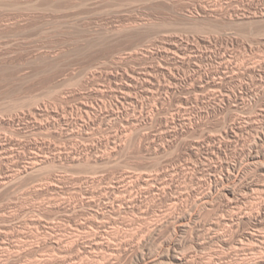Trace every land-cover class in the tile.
Listing matches in <instances>:
<instances>
[{
	"label": "rangeland",
	"instance_id": "obj_1",
	"mask_svg": "<svg viewBox=\"0 0 264 264\" xmlns=\"http://www.w3.org/2000/svg\"><path fill=\"white\" fill-rule=\"evenodd\" d=\"M259 13L260 14L262 13L261 15L264 14V0H0V118H1L0 119V138H1L0 142L6 143L7 139H8V141L11 140V141H14V143H15V146L13 147L15 149L12 148L13 150H11V154L7 155L8 157L6 159H4L3 164L0 163V165L2 166V167L0 166V170H1L0 171V178L3 179L4 177L9 175L8 177H10V178L12 177L15 179V180H13V183L17 181L16 183H14V186H12V184H13L12 183L6 190H3L2 193L0 192V201H1L0 202V217H1L0 218V229L2 230V231H0V237H2L0 240V249L3 250V251L0 250V252H1L0 253V262L4 263V264H6V263L7 264H37V263L38 264H42V263L48 264L45 262H48V261L52 262L53 260H55L56 257L59 256V251H56V249L47 247L45 245L44 242L47 240L46 239L47 234H48L49 238L51 237L49 235L50 233L51 234L53 233V235H60L61 236L64 233L63 229L66 228V225L71 227L72 225L74 226L75 223H79V221H80V223L81 222L87 223L89 221V219L91 221L93 216H91V214L89 215L88 212L91 211V209H89V208L85 209L86 214H84L85 210L82 211L83 213L79 212L81 215H84V216H81L80 214L72 215L71 213H68L69 215L70 214L72 215V219L70 218L71 215L70 216L67 215V217H65L66 213L64 214V212H62L63 213L62 214L61 212L55 210L54 208H51L52 207L51 205L53 204V202L55 203V201L59 198L58 197L59 195H58V193H55L56 191L50 189L49 187H51L53 189L57 188L58 190L61 189L60 190V191H62L61 196L64 195L61 198H67L66 200H68L71 204L73 203L72 205H74V203L76 204V202H78V201L80 202V200H82L83 197H84L83 198L84 201L85 200L88 201V199H91V196L88 194V192L91 191L90 190L91 189V182L94 179H101V177H103L102 178V179H104L103 186L108 185L109 183H110L109 185L111 186V184L114 183L113 182L114 180H115V182H117L116 178H119L120 176H123V175H128V176L130 175L131 177L135 178L136 176L137 177H141V176L142 177H154V176L158 177V176H162L164 174L162 179L171 180V178H173V179L175 178L176 182L178 181V183L176 185L178 187L177 191H176V189H174V192L176 191L177 194L175 192V193H173V195L179 197L180 193L183 194L185 192L184 196L186 198L184 200L189 201L190 198L187 197L188 191L192 188H198L199 182L201 180H203V178L207 179V177L204 176L205 171H206V169H204L205 167H203L200 164L199 160L196 161L197 159L193 157L192 152H191L192 151V145L196 141H202V139L204 140L208 135H214L215 134V136H216L217 134L220 133L219 130H221V128H222L221 126H223L224 123L225 124L226 123L232 124L233 121H235V120L242 121V123L245 124L246 126H248V125L250 126L253 124L260 126V124L261 125L263 124V127H264V121L261 120L262 114L264 115V110H263L264 109L263 108L264 107V79H263L264 78V62H263L264 61V23L262 21L261 22L256 21L255 24H252L255 20L253 21V18L251 17V16L255 17V15L261 16ZM196 19L200 20V21H198L197 24L202 25V27L204 25V28H202L200 26H199L200 27L199 28L198 25L193 23L194 20H196ZM203 21H204V23H203ZM241 21H244V22H241ZM246 21L249 24L246 23ZM199 22H201L202 24ZM250 22H252V23H250ZM136 23H138V24H136ZM210 23H212V24H210ZM135 24L139 25V26H135ZM145 25L147 27H145ZM206 25L208 26V29H207ZM130 26H132V27H130ZM150 26H151V28H150ZM154 26H155V29H154ZM135 27H137V29ZM118 28L121 32L123 30V33H121L120 31L118 33V31H117ZM131 28L134 31H132ZM147 28L149 31L147 30ZM214 28L216 31L214 30ZM216 28H218L219 30H217ZM125 29H127L129 31H127ZM152 29L154 30V32H152L153 31ZM157 29H159L160 31L159 30L157 31ZM108 31H111V33H109ZM96 33H97V35H95ZM114 33H116V35ZM150 33H151V36H150ZM154 34H156V35H154ZM103 35L105 37H102ZM152 35H153V37H152ZM106 36L108 39L106 38ZM180 36H181V39H180ZM85 38L87 39V41H85L86 40ZM83 39H85V40H83ZM179 39H180V41H179ZM161 40L164 42H162ZM168 40H169V42H168ZM211 40H212V42H211ZM87 43L89 45H86ZM197 43H199V44L197 45ZM177 44H178V47L176 46ZM193 46H194V48H193ZM182 48H183V50H182ZM84 49H86V50H84ZM159 49L162 51H160ZM163 50H165V51H163ZM70 51H71V53H70ZM72 52L73 53L75 52V53L73 54ZM170 52L171 53L174 52V53L171 54ZM220 53H222V54H220ZM61 54H63V55H61ZM71 54H73V56ZM81 54H83V55H81ZM119 55H120V57H119ZM188 55H189V57L190 56L191 57L189 58ZM62 56H65V57H62ZM59 57H61L63 59H61ZM70 57H72V58H70ZM35 58H36V60H35ZM43 58H44V60H43ZM73 58H75V59H73ZM60 59L62 60L61 62H60ZM123 59H125V60H123ZM191 61H192V63H191ZM73 62H74V64H73ZM114 63H116V64H114ZM153 64L157 67H155ZM52 65H54V66H52ZM176 65H177V67H176ZM249 66H251L252 68L251 67L248 68ZM63 67L64 68L66 67L67 69L66 68L64 69ZM69 67H71V68H69ZM164 67H165V69H164ZM174 67H175V69H174ZM83 71H84V73H83ZM126 71L128 72L127 74H126ZM176 71H178V72H176ZM199 71L202 73H200ZM86 72L88 74H86ZM120 72L123 74H119ZM187 72H189V73H187ZM224 72H226V73H224ZM78 73H79V76H78ZM82 73L85 75H83ZM132 73L133 74L135 73L134 75H136V76L138 75L137 77H138L139 82H140V84H138L139 86H137V88H134V90H132L133 92L132 91H126L124 89L126 87V84L129 83V81L127 80L128 74L130 76V74H132ZM154 73H155V75H154ZM72 74L74 77L72 76ZM202 74H204V75H202ZM123 75L124 76L127 75L126 78L125 77L122 78ZM252 75H253V77H252ZM85 76H86V78H85ZM227 76H229V77H227ZM260 76H262V77H260ZM144 77H145V79H144ZM173 77H175V78L177 77L176 78L177 81H176V79L174 80ZM228 78H230V79H228ZM79 79H80V81H79ZM66 80H71V81L67 82ZM145 80H148L149 83H148V81L146 82ZM221 80H223V82ZM63 81H64V83L62 84ZM127 81H128V83H127ZM72 82H74V84H73L74 86L71 85ZM168 82H169V84H168ZM174 82H175V84H174ZM75 83H77V84H75ZM123 84H124V88H123ZM68 85H69V87H68ZM169 85H171V86L173 85V86L171 87ZM202 85L203 86L206 85V86L202 87ZM177 86H179V87H177ZM62 87L64 88V91H62L63 90ZM67 87H68V89H65ZM72 87H74V88H72ZM148 89H149V91H148ZM210 89H212L213 92ZM122 90H123V93H122ZM124 90H125V92H124ZM156 90L158 92H156ZM65 91H67V92H65ZM129 92L130 93L132 92V93L130 94ZM200 93H201V95H199ZM202 93H204L205 95ZM223 93H225V95ZM194 94H197V95H194ZM206 94H209V95H206ZM240 94L242 96H240ZM215 95L217 97L216 99H215ZM222 96H230V97L232 96L231 99H232L233 103L236 100V96L240 97L237 99H238V101H240L239 103H241V107H243V109H241L239 107H236L237 109H235V106H234L235 103L231 106L226 101H223V103H222V101L218 100L219 99L218 97H220V99L222 100ZM245 96H247V97H245ZM124 97H125V99H124ZM128 97L132 100H130ZM209 97H210V99H209ZM136 98H138L139 100ZM195 98H196V100H195ZM245 98H246V100H245ZM147 99H149V100H147ZM214 99H215V101H214ZM243 100H245V102ZM82 101L85 102L84 104H87L89 106H90V104L92 106L97 105L95 107L93 106L97 111H100L103 108V106L105 105L107 108L105 109V106H104V108H103L104 111H108L109 113L114 112V113H116L117 117L112 116V117H115L113 119L110 116L111 118L108 117L109 120L106 119L103 122H99V123L96 122L94 125L91 126V119H89L91 117V112L89 115L88 114L83 115L80 113V111L78 112V110L83 105ZM90 101H92V102H90ZM121 102L125 105H121ZM192 102H193V104H192ZM218 102L222 103L221 106L223 105L222 106L223 108H221L220 111H219V109H216V107H215L217 104H219ZM35 103H37V104H35ZM66 103H69V104H66ZM227 104H228V106H226ZM176 105H177V107H176ZM213 105H215V106H213ZM248 105H250V106H248ZM259 105H261V106H259ZM185 106H187L189 109ZM78 107H79V109H78ZM213 107L215 110L213 109ZM73 108H75V109L73 110ZM143 108H145V109H143ZM34 109H35V111H34ZM117 109L119 110V112ZM138 109H139V111H138ZM203 109H205V111ZM238 109L240 110V112ZM255 109H256V111H255ZM52 110H54V111H52ZM58 110H59V112H57ZM37 111H38V115H37ZM76 111H77V113H76ZM250 111L251 112L253 111L252 117H251L252 113ZM33 112H35V113H33ZM39 112L42 113V115H40ZM71 112H72V114H71ZM74 112L77 114V116ZM140 112L143 114L141 115ZM155 112L157 115L155 114ZM178 112L180 115H182L183 118L187 117V116L188 117L192 116L194 121L195 120L196 121L194 122V124L192 126L190 125V127H187L185 129L187 131H185V135L183 136L184 138L183 137H181L179 139L169 138L166 135V133L167 134L170 133V131H173L174 128L167 125L168 124L167 122H170L172 120V118L174 117V115L176 116L178 114ZM73 113L75 116L73 115ZM182 113H184V115ZM247 113H248V115H247ZM44 114H47V115H44ZM138 114H139V116H138ZM256 114H257V118H256ZM34 115H36L37 117ZM69 115H71V117L73 116V118L74 117L75 118L80 117L83 115L82 118H83V121L85 123H87L86 120L88 119L87 121H88V123L90 122V124L87 123L88 124V126L86 128L87 130L85 129L84 132L82 131L83 134L81 133V135L76 134L73 136V134H74L72 131L73 128L74 129L76 128L74 131L75 133H80L79 132L80 130L78 131V129L75 125L70 124L73 121V119H70ZM158 115H160V117H158ZM243 115H245V116L243 117ZM31 116H32V118H31ZM61 116H64V117L61 118ZM53 117H56V118H53ZM84 117H85V119H84ZM232 117H234V118H232ZM249 117H250V119H249ZM12 118H13V120H12ZM35 118H37L38 120ZM60 118L62 120H63V118H65L64 119L65 121L64 120L60 121ZM42 119H43V122H42ZM69 119H70V121H69ZM36 121H38V122H36ZM253 121H254V123H253ZM13 122H14V124L12 127ZM53 122H55L56 124ZM57 122H58V124H57ZM63 122H66L67 124L66 123L63 124ZM156 122L158 123L157 125L155 124ZM33 123H34V125L32 126ZM52 123L54 125H52ZM48 124H50V125H48ZM218 124H219V126H217ZM38 125H40V126H38ZM68 125H69V127H68ZM14 126H16V127H14ZM41 126L43 128H41ZM62 126H63V129L66 127L67 130L64 129V131H63ZM163 126H165V127H163ZM106 127H108L109 130ZM131 127H133V128H131ZM192 127H193V129H192ZM78 128L81 129L80 127H78ZM139 128H141V129H139ZM41 129H43V130H41ZM56 129L57 130L59 129V131L62 134L59 133V131H57ZM134 129L137 131L134 132L135 131ZM149 129H151V130H149ZM217 129H219V130H217ZM112 130L114 132H112ZM25 131H27V132H25ZM42 131H43V133H41ZM44 131H46V132H44ZM48 131H49V134H48ZM105 131H107V132H105ZM160 131H161V133H160ZM103 132H105V133H103ZM54 133H56V134H54ZM70 133H71V136H70ZM108 133H110V135ZM114 133H115V135H114ZM252 133H251V130L247 131V133H245L241 137V140H240V142H238V144L237 143H233V144L231 143V144H229V146H227V148H224L225 154H227V155L231 154L228 157L226 155V158L227 159L229 158L228 161L234 163L235 161L240 160V159L242 160L244 158L243 156L246 152L245 141L249 142V140H251L250 142H254L255 139H253V138H255L257 136V134L255 132H252ZM68 134L70 137L68 136ZM85 134H86V136H85ZM250 134H252V135H250ZM82 135H84V136H82ZM126 135H127V137H126ZM76 136H79L80 138H78ZM99 136L101 137L100 139H99ZM162 136H163V138H162ZM73 137H76L77 139H75ZM108 137H109V139H108ZM139 137L141 138V140L139 139ZM166 137L170 141H168V139ZM243 137H245V138H243ZM249 137H251V138H249ZM59 138H61L62 140ZM71 138H73L74 140ZM145 138H147V140H149V141H147ZM154 138L157 140H155ZM190 138H192L193 140ZM90 139H92L91 141H93V142H91ZM95 139H96V141H95ZM138 139H139V141H138ZM86 140H88V141H86ZM83 142H84V144H83ZM129 142L131 143V145ZM146 142H148V144ZM18 143H19V145L17 146ZM127 143H128V145H127ZM161 144H163V145H161ZM20 145H22V146H20ZM23 145H25L26 147ZM86 145H88V146H86ZM132 145L136 146V148ZM152 145H153V147H152ZM154 145H156V146H154ZM159 145H160V147H158ZM92 146H95V147H93L94 149L92 148ZM98 146L101 148H99ZM163 146L166 147V150H168V152H166V154H163L164 156H162V155L160 157L156 156V154H155L156 150L159 148H163ZM186 146L188 149L186 148ZM88 147H89V149H88ZM147 147H150V148H147ZM23 148H24V150H23ZM74 148H76V149H74ZM117 148H118V150H117ZM70 149L72 151L79 149L77 151L78 155L80 154L83 158H87L88 156L89 157L91 156L90 158L88 157V159L93 158L94 160H95V158L100 157L102 155H110L111 156L113 154L110 162H112L114 164V167H116V165H117V167L113 168L112 163L109 162L108 164H105V165H107L106 167H105V165L100 166L101 168L96 167V168L102 169L103 171L100 169L97 170L96 168H94V166L91 165L93 163H91L90 160L88 163L89 165L88 164L83 165L84 168L81 167V165H76L77 166L76 167L73 165L74 163L67 162V161L63 162V164H62V162H60L59 160L58 161L56 160V162L53 163V159L55 157L58 158L63 153H64V155H66V153H70V152H68V151H70ZM86 149H88V150H86ZM121 149H123V150H121ZM80 150L81 151L83 150V151L81 152ZM102 150L103 151L106 150V151L103 152ZM32 151L37 152V153H33ZM61 151H63V152H61ZM89 151H92V152L89 153ZM107 151H109V152H107ZM111 151H113L114 153ZM169 151H170V153H169ZM86 152H88L89 154ZM226 152H228V153H226ZM152 153H154V158L155 157H159V158H155L156 160L153 159ZM205 153H206L205 151L203 153H201V155H203V156H201V160H204ZM85 154H88V155H85ZM14 155L17 157H15ZM33 155L34 156L37 155V156H40L41 158L49 159V161H50L49 166L51 163H53V164H51L52 167H49L47 165L46 166L48 168L47 170L43 169V171L41 170L42 172L37 173L40 177L36 174H33V176H31V174L27 175L25 173L26 176H24V174L22 175L24 177L21 176L23 180L22 179L18 180L20 178V177H17L19 175L18 171L19 172H21L23 170L25 171L26 170L25 167L28 169V167L31 166V161H32ZM52 155H53V157H52ZM116 155L118 156V158ZM166 155H168V158ZM169 156L171 158H169ZM133 157L135 159H132ZM143 157L144 158L149 157L150 159L147 160V159H144ZM232 157L233 158L235 157V158L233 159ZM8 158H9V161H7ZM13 159H15L16 161ZM124 159L126 161H123ZM181 159H182V161H181ZM216 160L213 161L214 162L213 164L219 165V164H221V161H223L222 159L221 160L216 159ZM14 161H15V163H14ZM153 161L155 162L156 167H155ZM159 161H161V162H159ZM19 162L24 168H22V166L19 164ZM21 162H23V163H21ZM124 162L127 165L123 164ZM182 162L184 163V165L181 164ZM55 163H56V165H54ZM151 163H153V164H151ZM109 164L111 165V167L113 169H111ZM178 164H179V166H177ZM15 165H16V167H15ZM153 165H154V167H153ZM162 165H164V166H162ZM173 165L175 168H173ZM196 165H199L200 167L196 166ZM18 166L21 170H19ZM143 166H144L145 171L143 170ZM91 167H93V168H91ZM103 167H104V169H103ZM121 167H122V169H121ZM128 167H130V168H128ZM202 167H203V169H202ZM14 168L17 170H15ZM60 168L63 170H61ZM178 168H180V169L183 168L182 169L183 171L180 173L181 175L180 174L177 175V173L176 174L174 173V171ZM8 169H10L11 171ZM49 169H50V172H48ZM64 169H66V171ZM119 169H121V170H119ZM163 169L165 171H167V173L165 171H163ZM44 170H45V172H44ZM57 170H59V172ZM168 170L170 172V175H169ZM147 171H149V172H147ZM152 171H153V173H152ZM161 171H162V173H161ZM16 172L18 175L16 174ZM92 172H94L96 175H98V177ZM143 172H146V173H143ZM42 173H44L43 175L47 176L48 178L45 176H42ZM250 173H249V177H251V178L253 177V180L254 181L256 180L255 182L259 183V185H264V176H261L260 174H258V171H252ZM2 175L4 177H2ZM91 175H92V177H91ZM148 175H151V176H148ZM174 175H175V177H174ZM184 175L188 176L189 178H193L194 181H192V182L188 181L187 183L182 182L181 179L183 180V177H185ZM28 176H29V178H27ZM105 176H107V177L105 178ZM166 176H168V177H166ZM199 176H201V177H199ZM107 178H108V180H107ZM63 180L66 182H64ZM195 180H196V182H195ZM43 182L44 183L48 182V183L44 184ZM76 182L78 184L73 185V184H76ZM50 183H53L55 185L51 184L53 186H50ZM68 183H70V184H68ZM15 185H17V186H15ZM68 186H70V187H68ZM85 186L87 188H85ZM95 186H98V185H95ZM99 186L101 187V185H99ZM100 187H97V188H100ZM81 188H82V191H81ZM94 188H96V187H94ZM77 190H78V192H77ZM84 190L88 191V192H86V194L90 197L86 196ZM182 191H184V192H182ZM259 191L258 190L250 191V192H248L247 195H243V193L245 194V192H242V194L240 193V196H239L240 199H243V196H244V198H246L245 196H247L246 200H244L245 203H242V205H241V206H243V207H241L242 210L245 209L247 211L249 208L251 209L252 204L255 203L254 206H252V208H253V207H255V205L258 202H261L262 200H264V193L261 191L259 192ZM3 192H4V194H3ZM12 192L15 193L16 195L13 194ZM63 192L65 194H63ZM71 192L72 193L74 192V193L72 194ZM138 192L141 193L142 191L139 190ZM5 194H6V196H5ZM40 194H42V195L40 196ZM75 194H76V196H74ZM249 194H250V196H249ZM255 195H256V197H254ZM1 196H3V197H1ZM16 196H17V198H16ZM20 196H22V197L20 198ZM72 196H74V197L72 198ZM257 196H259V197H257ZM47 198L49 199V201ZM78 198H80V199H78ZM151 198H153V197L148 196L144 200L145 202L143 203L144 205H142L143 206L142 208L145 209L144 210L145 212L147 210L150 212H153L151 214L152 217L150 215L149 217L143 218V216L140 215L141 213L139 212L140 213L139 214L137 211H136L137 212L136 214H134V212L133 213L127 212L126 214L122 213L125 215L120 214L121 217H120V215L119 216L116 215L117 216L115 218L117 220L116 224L118 222L119 223L117 225H115V228L118 231L115 230L114 225H110V227L113 226V228L109 227V230L111 229V231L113 232V233L111 232V234L118 236L116 238H118V240H120L121 242H122V240L123 241L127 240V239L131 240L132 239L131 236L133 237V241H135V242L142 240V238H139V237H142L143 235H142L141 231H139V230H141V228L146 226L147 223H149L148 221L151 222L152 220H154V218L156 217L157 214L160 215L162 212H163L162 214H164L170 208V206H169L170 203L168 201H167V203H169V204L166 203V200L165 201L162 200L163 201L162 202V201H158V200L156 201L157 198H155V197H154L155 199L154 198L151 199ZM10 199H11V201H9ZM23 199H24V201H23ZM217 201H219V203H215V205L223 206V207L227 206V202L225 201V199H218ZM189 202H191V201H189ZM12 204H14V205H12ZM23 204L25 205V207ZM48 205H50V207ZM22 207H23V210L21 211L20 208H22ZM37 207H39V208H37ZM164 208L167 210H165ZM143 209H142V211H143ZM45 210H47V211H45ZM151 210H153V211H151ZM160 210H161V212H160ZM209 211H211V212H209ZM33 212H35V213H33ZM207 212H209V213H207ZM207 212H205V211L202 212V217L204 219L215 221L216 220L215 218H218V215H216L217 213L215 211V208H209L207 210ZM237 212L238 211H236V213ZM8 214H9V216H7ZM37 214H39V215H37ZM60 214H61V216H60ZM222 214H224V216L228 217V212H225ZM229 214H231V213H229ZM87 215H88V217H90V216L91 217L88 218ZM109 215H108V217H109ZM111 215H112V217H114L115 214H111ZM127 215H128V217H127ZM40 216H41V218H40ZM48 216H49V218L52 217L53 220L49 219ZM53 216H55V218ZM112 217L109 218L110 220H112L111 222H113V220H115ZM77 218H78V220H77ZM145 218H146V220H145ZM33 219H37V221L33 220ZM64 219H66V220H64ZM74 219L77 220L78 222L77 221L75 222ZM126 219H128V220H126ZM50 220H52V221H50ZM65 221L67 222V224ZM122 221H124V222H122ZM126 221L128 222V224ZM36 222H41V225H40L41 227H43L44 225L45 226L43 228H41L40 226L37 227L38 225L35 224ZM2 223H4V224H2ZM131 223H132V226H131ZM134 223H135V225H133ZM42 224H43V226H42ZM57 225H58V227H56ZM140 225H142V226H140ZM61 226L63 227V229ZM73 226L71 228L70 227L66 228V230H67L66 235L72 231L73 232L75 231V230H73V228H74ZM247 226H249V227H247ZM14 227H15V230H14ZM6 228H8L9 230ZM253 228H254V226H252V225H247V224L242 225L241 224L239 229L242 231H248L250 229L253 230ZM262 228H260L261 230L258 229V231H260V232H258V234L262 233L264 235V227H262ZM17 229H18V231H17ZM10 230H11V232H10ZM40 231H41V233H40ZM15 232H17V233H15ZM30 233H32V234H30ZM38 233H40L39 236H38ZM127 233H128V235H126ZM70 234H68V235H70ZM124 235H126V236H124ZM166 235H167V237H166ZM48 236H47V238H48ZM168 236H169V232H168V230L165 229L162 232L161 237L159 238L160 240L158 241V244L163 239L168 238ZM119 237H120V239H119ZM124 237H125V239H124ZM4 238H6L5 241H4ZM25 240L27 242H25ZM29 241H30V243H29ZM2 242H4V243H2ZM41 242L43 243V245ZM20 245H23V246H20ZM218 246H220V245H218ZM35 248H37V249H35ZM49 248H50V250H49ZM18 249H19V251H18ZM52 249L54 250V252ZM188 249H190V248L188 247ZM218 249L222 252V249L220 247ZM25 250H26V252H25ZM28 250L31 252H29ZM193 250L191 248V250H188V252L192 251V255H194ZM210 251L208 250V253H207V251H205L203 253H200L199 255L200 256L204 255L203 257L206 256L205 258H208L212 254V256L217 258L216 259L217 262L215 261L216 262L215 264H231V263L240 264L241 263L240 261L238 263L234 259L227 257V255H229L230 253H233L234 250L226 249V251L223 250V253H220L219 255L214 254L215 250H210ZM226 253H229V254H226ZM245 253L248 256H245ZM239 254H241V253H239ZM19 255H21L22 257L20 258ZM26 255H28V258L26 257ZM126 255H127L126 257L124 256V259L125 258H128V259H125V260L123 259L124 261L122 264H128L129 259H131V260H129V262L132 261V259H134L133 249L131 250V248H129ZM242 255H243V253H242ZM4 256H6V257H4ZM244 256H245L244 258L247 257L246 258L247 261H249L251 263L256 262V261H254V258H256V256L249 255V252H244ZM251 256H252V258H250ZM226 257L228 259H226ZM18 258H20V259H18ZM51 258H52V260H50ZM248 258H249V260H248ZM9 260H11L12 263ZM41 260H42V263H40ZM218 260H220V261H218ZM50 262H49V264H51Z\"/></svg>",
	"mask_w": 264,
	"mask_h": 264
},
{
	"label": "bare ground",
	"instance_id": "obj_2",
	"mask_svg": "<svg viewBox=\"0 0 264 264\" xmlns=\"http://www.w3.org/2000/svg\"><path fill=\"white\" fill-rule=\"evenodd\" d=\"M260 14V13H259ZM262 14V13H261ZM260 14V15H261ZM252 18H253V23L252 22H250V23H252V24H255L256 23V21H262L263 23H264V14L263 15H261V16H257V15H255V17L254 16H251ZM245 18V17H244ZM250 18V17H249ZM190 19V18H189ZM195 19V18H194ZM204 20V19H203ZM250 20V19H249ZM198 21H200V20H194V22L193 23H195L196 25H198L197 23H198ZM202 21V20H201ZM210 21V20H209ZM248 21V20H247ZM246 21V23H248ZM252 21V20H251ZM147 22V21H146ZM241 22H244V21H241ZM141 23V22H140ZM152 23V22H151ZM199 23H201V22H199ZM203 23H204V21H203ZM206 23V22H205ZM208 23V22H207ZM136 24H138V23H136ZM135 24V26H139V25H136ZM149 24V23H148ZM147 24V25H148ZM156 24V23H155ZM202 24V23H201ZM210 24H212V23H210ZM209 24V25H210ZM214 24V23H213ZM216 24V23H215ZM220 24V23H219ZM224 24V23H223ZM249 24V23H248ZM134 25V24H133ZM132 25V26H133ZM158 25V24H157ZM221 25V24H220ZM260 25V24H259ZM258 25V26H259ZM132 26H130V27H132ZM144 26V25H143ZM153 26V25H152ZM202 27V25H198V27ZM207 26V25H206ZM211 26V25H210ZM263 26V25H262ZM261 26V27H262ZM134 27V26H133ZM145 27H147L146 25H145ZM144 27V28H145ZM199 27V28H200ZM213 27V26H212ZM217 27V26H216ZM220 27V26H219ZM257 27V26H256ZM260 27V26H259ZM136 29H137V27H135ZM150 28H151V26H150ZM202 28H204V25H203V27ZM201 28V29H202ZM154 29H155V26H154ZM207 29H208V26H207ZM212 29V28H211ZM217 30H219L218 28H216ZM125 30H127V29H125ZM131 30H132V28H131ZM142 30V29H141ZM140 30V31H141ZM147 30H148V28H147ZM153 30V29H152ZM159 29H157V31H158ZM199 30V29H198ZM213 30V29H212ZM214 30H215V28H214ZM118 33H119V28H118ZM127 31H129V30H127ZM132 31H134V30H132ZM149 31V30H148ZM151 31V30H150ZM160 31V30H159ZM211 31V30H210ZM216 31V30H215ZM90 32V31H89ZM109 33H111V31H108ZM121 32V31H120ZM125 32V31H124ZM152 32H154V30L152 31ZM91 33V32H90ZM102 33V32H101ZM113 33V32H112ZM121 33H123V30H122V32ZM126 33V32H125ZM132 33V32H131ZM141 33V32H140ZM115 35H116V33H114ZM127 34V33H126ZM144 34V33H143ZM148 34V33H147ZM146 34V35H147ZM157 34V33H156ZM156 34H154V35H156ZM159 34V33H158ZM95 35H97V33L95 34ZM99 35V34H98ZM101 35V34H100ZM106 35V34H105ZM125 35V34H124ZM177 35V34H176ZM129 36V35H128ZM150 36H151V33H150ZM165 36V35H164ZM169 36V35H168ZM172 36V35H171ZM178 36V35H177ZM102 37H105L104 35L102 36ZM101 37V38H102ZM152 37H153V35H152ZM91 38V37H90ZM106 38H107V36H106ZM203 38V37H202ZM86 39V38H85ZM85 39H83V40H85ZM95 39V38H94ZM104 39V38H103ZM108 39V38H107ZM148 39V38H147ZM164 39V38H163ZM177 39V38H176ZM180 39H181V36H180ZM180 39H179V41H180ZM201 39V38H200ZM208 39V38H207ZM82 40V39H81ZM99 40V39H98ZM102 40V39H101ZM187 40V39H186ZM85 41H87V39L85 40ZM97 41V40H96ZM108 41V40H107ZM162 41V40H161ZM183 41V40H182ZM209 41V40H208ZM91 42V41H90ZM162 42H164V41H162ZM168 42H169V40H168ZM188 42V41H187ZM210 42V41H209ZM211 42H212V40H211ZM99 43V42H98ZM182 43V42H181ZM166 44V43H165ZM199 43H197V45H198ZM86 45H89L88 43L86 44ZM85 45V46H86ZM92 45V44H91ZM160 45V44H159ZM168 45V44H167ZM173 45V44H172ZM183 45V44H182ZM204 45V44H203ZM213 45V44H212ZM94 46V45H93ZM177 47H178V44L176 45ZM184 46V45H183ZM82 47V46H81ZM88 47V46H87ZM159 47V46H158ZM162 47V46H161ZM91 48V47H90ZM89 48V49H90ZM174 48V47H173ZM193 48H194V46H193ZM198 48V47H197ZM216 48V47H215ZM77 49V48H76ZM88 49V50H89ZM189 49V48H188ZM200 49V48H199ZM75 50V49H74ZM84 50H86V49H84ZM160 50V49H159ZM182 50H183V48H182ZM198 50V49H197ZM217 50V49H216ZM220 50V49H219ZM77 51V50H76ZM138 51V50H137ZM160 51H162V50H160ZM163 51H165V50H163ZM169 51V50H168ZM171 51V50H170ZM173 51V50H172ZM195 51V50H194ZM193 51V52H194ZM80 52V51H79ZM88 52V51H87ZM133 52V51H132ZM153 52V51H152ZM176 52V51H175ZM70 53H71V51H70ZM73 53V52H72ZM75 53V52H74ZM73 53V54H74ZM82 53V52H81ZM134 53V52H133ZM132 53V54H133ZM146 53V52H145ZM148 53V52H147ZM155 53V52H154ZM158 53V52H157ZM171 53V52H170ZM174 52H172L171 54H173ZM73 54H71L72 56H73ZM79 54V53H78ZM85 54V53H84ZM88 54V53H87ZM138 54V53H137ZM150 54V53H149ZM220 54H222V53H220ZM46 55V54H45ZM61 55H63V54H61ZM70 55V56H71ZM81 55H83V54H81ZM130 55V54H129ZM169 55V54H168ZM200 55V54H199ZM198 55V56H199ZM202 55V54H201ZM78 56V55H77ZM128 56V55H127ZM149 56V55H148ZM172 56V55H171ZM179 56V55H178ZM194 56V55H193ZM209 56V55H208ZM40 57V56H39ZM62 57H65V56H62ZM75 57V56H74ZM119 57H120V55H119ZM129 57V56H128ZM143 57V56H142ZM141 57V58H142ZM147 57V56H146ZM162 57V56H161ZM176 57V56H175ZM188 57H189V55H188ZM191 57V56H190ZM189 57V58H190ZM56 58V57H55ZM54 58V59H55ZM59 58H61V57H59ZM70 58H72V57H70ZM122 58V57H121ZM173 58V57H172ZM177 58V57H176ZM184 58V57H183ZM187 58V57H186ZM210 58V57H209ZM57 59V58H56ZM61 59H63V58H61ZM60 59V62L62 61ZM73 59H75V58H73ZM181 59V58H180ZM185 59V58H184ZM222 59V58H221ZM35 60H36V58H35ZM34 60V61H35ZM43 60H44V58H43ZM52 60V59H51ZM69 60V59H68ZM72 60V59H71ZM70 60V61H71ZM120 60V59H119ZM123 60H125V59H123ZM138 60V59H137ZM145 60V59H144ZM196 60V59H195ZM73 61V60H72ZM163 61V60H162ZM203 61V60H202ZM52 62V61H51ZM66 62V61H65ZM64 62V63H65ZM69 62V61H68ZM67 62V63H68ZM116 62V61H115ZM151 62V61H150ZM177 62V61H176ZM199 62V61H198ZM264 62V61H263ZM54 63V62H53ZM57 63V62H56ZM66 63V64H67ZM122 63V62H121ZM154 63V62H153ZM188 63V62H187ZM186 63V64H187ZM191 63H192V61H191ZM52 64V63H51ZM55 64V63H54ZM60 64V63H59ZM58 64V65H59ZM62 64V63H61ZM72 64V63H71ZM73 64H74V62H73ZM114 64H116V63H114ZM119 64V63H118ZM56 65V64H55ZM128 65V64H127ZM154 65V64H153ZM192 65V64H191ZM259 65V64H258ZM52 66H54V65H52ZM62 66V65H61ZM64 66V65H63ZM123 66V65H122ZM150 66V65H149ZM155 66V65H154ZM180 66V65H179ZM190 66V65H189ZM262 66V65H261ZM73 67V66H72ZM131 67V66H130ZM148 67V66H147ZM155 67H157V66H155ZM176 67H177V65H176ZM201 67V66H200ZM226 67V66H225ZM251 66H249L248 68H250ZM256 67V66H255ZM260 67V66H259ZM64 68V67H63ZM66 68V67H65ZM64 68V69H65ZM69 68H71V67H69ZM121 68V67H120ZM124 68V67H123ZM133 68V67H132ZM252 68V67H251ZM254 68V67H253ZM63 69V70H64ZM67 69V68H66ZM127 69V68H126ZM125 69V70H126ZM157 69V68H156ZM164 69H165V67H164ZM169 69V68H168ZM174 69H175V67H174ZM229 69V68H228ZM61 70V69H60ZM135 70V69H134ZM177 70V69H176ZM194 70V69H193ZM222 70V69H221ZM220 70V71H221ZM253 70V69H252ZM256 70V69H255ZM85 71V70H84ZM84 71H83V73H84ZM87 71V70H86ZM114 71V70H113ZM116 71V70H115ZM128 71V70H127ZM126 71V74L128 73ZM131 71V70H130ZM136 71V70H135ZM134 71V72H135ZM161 71V70H160ZM218 71V70H217ZM216 71V72H217ZM219 71V72H220ZM263 71V70H262ZM82 72V71H81ZM88 72V71H87ZM86 72V74H88ZM111 72V71H110ZM158 72V71H157ZM173 72V71H172ZM171 72V73H172ZM176 72H178V71H176ZM200 72V71H199ZM204 72V71H203ZM207 72V71H206ZM253 72V71H252ZM82 73V74H83ZM114 73V72H113ZM116 73V72H115ZM143 73V72H142ZM187 73H189V72H187ZM196 73V72H195ZM194 73V74H195ZM200 73H202V72H200ZM212 73V72H211ZM210 73V74H211ZM223 73V72H222ZM224 73H226V72H224ZM230 73V72H229ZM119 74H123V73H119ZM135 74V73H134ZM133 73L132 74H130V76H129V74H128V81H129V83H128V81H127V83L128 84H126V87L124 88V84H123V88L126 90V91H132V90H134V88H137V86H139L138 84H140V82H139V79H138V75L136 76V75H134ZM145 74V73H144ZM163 74V73H162ZM173 74V73H172ZM175 74V73H174ZM247 74V73H246ZM256 74V73H255ZM83 75H85V74H83ZM94 75V74H93ZM115 75V74H114ZM118 75V74H117ZM125 75V74H124ZM122 76V78L123 77H125L126 78V76ZM147 75V74H146ZM151 75V74H150ZM154 75H155V73H154ZM167 75V74H166ZM171 75V74H170ZM178 75V74H177ZM202 75H204V74H202ZM257 75V74H256ZM260 75V74H259ZM69 76V75H68ZM72 76H73V74H72ZM78 76H79V73H78ZM190 76V75H189ZM199 76V75H198ZM70 77V76H69ZM68 77V78H69ZM74 77V76H73ZM102 77V76H101ZM166 77V76H165ZM202 77V76H201ZM227 77H229V76H227ZM252 77H253V75H252ZM260 77H262V76H260ZM25 78V77H24ZM85 78H86V76H85ZM112 78V77H111ZM124 78V79H125ZM174 78V80L177 78H175V77H173ZM184 78V77H183ZM213 78V77H212ZM217 78V77H216ZM71 79V78H70ZM144 79H145V77H144ZM167 79V78H166ZM228 79H230V78H228ZM264 79V78H263ZM93 80V79H92ZM123 80V79H122ZM154 80V79H153ZM165 80V79H164ZM182 80V79H181ZM212 80V79H211ZM65 81V80H64ZM64 81L62 82V84L64 83ZM67 82L68 81H71V80H66ZM79 81H80V79H79ZM146 82L148 81V80H145ZM157 81V80H156ZM176 81H177V79H176ZM206 81V80H205ZM222 82H223V80H221ZM75 82V81H74ZM74 82H72V84L71 85H73L74 84ZM78 82V81H77ZM82 82V81H81ZM85 82V81H84ZM97 82V81H96ZM95 82V83H96ZM111 82V81H110ZM144 82V81H143ZM171 82V81H170ZM179 82V81H178ZM193 82V81H192ZM197 82V81H196ZM226 82V81H225ZM83 83V82H82ZM89 83V82H88ZM112 83V82H111ZM148 83H149V81H148ZM151 83V82H150ZM156 83V82H155ZM194 83V82H193ZM219 83V82H218ZM61 84V85H62ZM66 84V83H65ZM70 84V83H69ZM75 84H77V83H75ZM118 84V83H117ZM143 84V83H142ZM168 84H169V82H168ZM174 84H175V82H174ZM173 84V85H174ZM181 84V83H180ZM186 84V83H185ZM207 84V83H206ZM211 84V83H210ZM224 84V83H223ZM67 85V84H66ZM70 85V86H71ZM88 85V84H87ZM93 85V84H92ZM164 85V84H163ZM167 85V84H166ZM172 85V86H173ZM195 85V84H194ZM198 85V84H197ZM196 85V86H197ZM74 86V85H73ZM76 86V85H75ZM158 86V85H157ZM169 86H171V85H169ZM171 86V87H172ZM192 86V85H191ZM199 86V85H198ZM204 86H206V85H204ZM203 85H202V87H204ZM219 86V85H218ZM224 86V85H223ZM68 87H69V85H68ZM68 87L67 88H65V89H68ZM79 87V86H78ZM86 87V86H85ZM95 87V86H94ZM149 87V86H148ZM177 87H179V86H177ZM193 87V86H192ZM240 87V86H239ZM242 87V86H241ZM72 88H74V87H72ZM164 88V87H163ZM176 88V87H175ZM181 88V87H180ZM191 88V87H190ZM219 88V87H218ZM62 91H64V88L62 87ZM160 89V88H159ZM158 89V90H159ZM206 89V88H205ZM99 90V89H98ZM105 90V89H104ZM113 90V89H112ZM125 90H124V92H125ZM143 90V89H142ZM196 90V89H195ZM207 90V89H206ZM211 91H212V89H210ZM220 90V89H219ZM61 91V92H62ZM88 91V90H87ZM146 91V90H145ZM148 91H149V89H148ZM179 91V90H178ZM187 91V90H186ZM205 91V90H204ZM218 91V90H217ZM232 91V90H231ZM236 91V90H235ZM65 92H67V91H65ZM90 92V91H89ZM104 92V91H103ZM108 92V91H107ZM133 92V91H132ZM131 92V93H132ZM142 92V91H141ZM152 92V91H151ZM156 92H158L157 90H156ZM183 92V91H182ZM193 92V91H192ZM213 92V91H212ZM216 92V91H215ZM233 92V91H232ZM241 92V91H240ZM239 92V93H240ZM101 93V92H100ZM122 93H123V90H122ZM127 93V92H126ZM130 93V92H129ZM130 93V94H131ZM191 93V92H190ZM207 93V92H206ZM221 93V92H220ZM238 93V94H239ZM242 93V92H241ZM64 94V93H63ZM103 94V93H102ZM108 94V93H107ZM129 94V95H130ZM153 94V93H152ZM166 94V93H165ZM189 94V93H188ZM202 94H204V93H202ZM217 94V93H216ZM224 95H225V93H223ZM222 94V95H223ZM233 94V93H232ZM61 95V94H60ZM89 95V94H88ZM122 95V94H121ZM126 95V94H125ZM186 95V94H185ZM184 95V96H185ZM194 95H197V94H194ZM199 95H201V93L199 94ZM198 95V96H199ZM205 95V94H204ZM206 95H209V94H206ZM219 95V94H218ZM229 95V94H228ZM248 95V94H247ZM65 96V95H64ZM63 96V97H64ZM73 96V95H72ZM83 96V95H82ZM87 96V95H86ZM107 96V95H106ZM127 96V95H126ZM133 96V95H132ZM138 96V95H137ZM152 96V95H151ZM166 96V95H165ZM183 96V95H182ZM187 96V95H186ZM192 96V95H191ZM234 96V95H233ZM240 96H242L241 94H240ZM66 97V96H65ZM114 97V96H113ZM131 97V96H130ZM157 97V96H156ZM180 97V96H179ZM188 97V96H187ZM232 97V96H231ZM231 97L230 96H222V100L220 99V97H218L219 99L218 100H220V101H222V103H223V101H226L230 106L231 105H233L234 103V106H235V109H237L236 107H239V108H241V109H243V107H241V103H239L240 101H238V99L237 98H240V97H237L236 96V100L234 101V103L232 102V99H231ZM244 97V96H243ZM245 97H247V96H245ZM88 98V97H87ZM86 98V99H87ZM100 98V97H99ZM103 98V97H102ZM107 98V97H106ZM117 98V97H116ZM129 98V97H128ZM127 98V99H128ZM132 98V97H131ZM142 98V97H141ZM149 98V97H148ZM159 98V97H158ZM161 98V97H160ZM178 98V97H177ZM181 98V97H180ZM186 98V97H185ZM217 97H216V95H215V99H216ZM60 99V98H59ZM69 99V98H68ZM82 99V98H81ZM89 99V98H88ZM104 99V98H103ZM108 99V98H107ZM124 99H125V97H124ZM126 99V100H127ZM130 99V98H129ZM128 99V100H129ZM136 99H138V98H136ZM145 99V98H144ZM152 99V98H151ZM157 99V98H156ZM174 99V98H173ZM203 99V98H202ZM207 99V98H206ZM209 99H210V97H209ZM215 99H214V101H215ZM61 100V99H60ZM64 100V99H63ZM99 100V99H98ZM118 100V99H117ZM116 100V101H117ZM127 100V101H128ZM130 100H132V99H130ZM139 100V99H138ZM147 100H149V99H147ZM180 100V99H179ZM187 100V99H186ZM195 100H196V98H195ZM245 100H246V98H245ZM245 100H243L244 102H245ZM80 101V100H79ZM113 101V100H112ZM115 101V100H114ZM122 101V100H121ZM142 101V100H141ZM165 101V100H164ZM202 101V100H201ZM213 101V100H212ZM213 101V102H214ZM75 102V101H74ZM83 102V101H82ZM81 102V103H82ZM90 102H92V101H90ZM101 102V101H100ZM103 102V101H102ZM120 102V101H119ZM123 102V101H122ZM121 102V105H125V104H123ZM143 102V101H142ZM257 102V101H256ZM263 102V101H262ZM32 103V102H31ZM64 103V102H63ZM76 103V102H75ZM85 102H83V105H82V107L79 109V107H78V112L80 111V113L81 114H90V112H91V117L89 118V119H91V126L92 125H94L96 122H103V121H105L106 119H108L109 120V118L108 117H112V116H116V113H114V112H112V113H109L108 111H104V106H103V108L100 110V111H97L94 107L95 106H97V105H91L90 104V106L89 105H87V104H84ZM117 103V102H116ZM128 103V102H127ZM155 103V102H154ZM164 103V102H163ZM208 103V102H207ZM219 103V102H218ZM222 103H219V104H215V105H213V106H215L216 107V109H219V111H220V109L221 108H223L222 106H221V104ZM261 103V102H260ZM35 104H37V103H35ZM66 104H69V103H66ZM104 104V103H103ZM108 104V103H107ZM112 104V103H111ZM110 104V105H111ZM149 104V103H148ZM147 104V105H148ZM153 104V103H152ZM151 104V105H152ZM166 104V103H165ZM164 104V105H165ZM176 104V103H175ZM192 104H193V102H192ZM206 104V103H205ZM228 104L226 105V106H228ZM34 105V104H33ZM134 105V104H133ZM132 105V106H133ZM155 105V104H154ZM204 105V104H203ZM210 105V104H209ZM258 105V104H257ZM118 106V105H117ZM135 106V105H134ZM142 106V105H141ZM182 106V105H181ZM248 106H250V105H248ZM259 106H261V105H259ZM38 107V106H37ZM67 107V106H66ZM140 107V106H139ZM143 107V106H142ZM147 107V106H146ZM153 107V106H152ZM176 107H177V105H176ZM179 107V106H178ZM185 107H187V106H185ZM190 107V106H189ZM256 107V106H255ZM42 108V107H41ZM65 108V107H64ZM107 107L105 106V109H106ZM150 108V107H149ZM158 108V107H157ZM188 108V107H187ZM199 108V107H198ZM249 108V107H248ZM264 108V107H263ZM36 109V108H35ZM35 109H34V111H35ZM67 109V108H66ZM75 108H73V110H74ZM95 109V110H94ZM119 109V108H118ZM117 109V110H118ZM130 109V108H129ZM143 109H145V108H143ZM189 109V108H188ZM202 109V108H201ZM210 109V108H209ZM213 109H214V107H213ZM228 109V108H227ZM230 109V108H229ZM246 109V108H245ZM44 110V109H43ZM71 110V109H70ZM72 110V111H73ZM127 110V109H126ZM137 110V109H136ZM151 110V109H150ZM153 110V109H152ZM167 110V109H166ZM169 110V109H168ZM186 110V109H185ZM197 110V109H196ZM200 110V109H199ZM204 111H205V109H203ZM215 110V109H214ZM231 110V109H230ZM233 110V109H232ZM239 110V109H238ZM250 110V109H249ZM258 110V109H257ZM264 110V109H263ZM45 111V110H44ZM52 111H54V110H52ZM68 111V110H67ZM131 111V110H130ZM134 111V110H133ZM138 111H139V109H138ZM155 111V110H154ZM227 111V110H226ZM255 111H256V109H255ZM254 111V112H255ZM57 112H59V110L57 111ZM118 112H119V110H118ZM117 112V113H118ZM183 112V111H182ZM198 112V111H197ZM216 112V111H215ZM239 112H240V110H239ZM242 112V111H241ZM245 112V111H244ZM251 112V111H250ZM249 112V113H250ZM253 112V111H252ZM251 112V113H252ZM33 113H35V112H33ZM40 113V112H39ZM63 113V112H62ZM75 113V112H74ZM74 113H73V115H74ZM76 113H77V111H76ZM75 113V114H76ZM126 113V112H125ZM141 113V112H140ZM52 114V113H51ZM57 114V113H56ZM71 114H72V112H71ZM143 113H141V115H142ZM150 114V113H149ZM155 114H156V112H155ZM169 114V113H168ZM183 115H184V113H182ZM211 114V113H210ZM228 114V113H227ZM232 114V113H231ZM244 114V113H243ZM37 115H38V111H37ZM40 115H42V113H40ZM39 115V116H40ZM44 115H47V114H44ZM67 115V114H66ZM80 115V114H79ZM78 115V116H79ZM82 115V116H83ZM122 115V114H121ZM132 115V114H131ZM152 115V114H151ZM157 115V114H156ZM237 115V114H236ZM247 115H248V113H247ZM252 115H253V113L251 114V117H252ZM259 115V114H258ZM34 116H36V115H34ZM38 116V117H39ZM51 116V115H50ZM58 116V115H57ZM65 116V115H64ZM64 116H61V118L62 117H64ZM70 116V119H73V121L70 123V124H73V125H75L76 127H77V129H78V131L80 132V133H75L74 131H75V129L73 130L72 129V131H73V136L74 135H76V134H80L81 135V133H82V131L84 132V130L87 128V126H88V124H90V122L88 123V119L86 120V122L88 123H85L84 121H83V118H82V116H80V117H74L73 118V116L71 117V115H69ZM68 116V117H69ZM75 116V115H74ZM76 116H77V114H76ZM86 116V115H85ZM123 116V115H122ZM138 116H139V114H138ZM167 116V115H166ZM169 116V115H168ZM202 116V115H201ZM239 116V115H238ZM245 115H243V117H244ZM255 116V115H254ZM37 117V116H36ZM42 117V116H41ZM40 117V118H41ZM60 117V116H59ZM58 117V118H59ZM110 117V118H111ZM117 117V116H116ZM146 117V116H145ZM158 117H160V115H158ZM172 117V116H171ZM197 117V116H196ZM209 117V116H208ZM213 117V116H212ZM219 117V116H218ZM240 117V116H239ZM30 118V117H29ZM31 118H32V116H31ZM44 118V117H43ZM53 118H56V117H53ZM60 118V121H63L65 118H63V120ZM88 118V117H87ZM113 119L115 118V117H112ZM124 118V117H123ZM134 118V117H133ZM153 118V117H152ZM164 118V117H163ZM166 118V117H165ZM232 118H234V117H232ZM238 118V117H237ZM236 118V119H237ZM256 118H257V114H256ZM1 119V118H0ZM3 119V118H2ZM5 119V118H4ZM11 119V118H10ZM17 119V118H16ZM35 119H37V118H35ZM67 119V118H66ZM70 119H69V121H70ZM84 119H85V117H84ZM131 119V118H130ZM219 119V118H218ZM244 119V118H243ZM247 119V118H246ZM249 119H250V117H249ZM252 119V118H251ZM12 120H13V118H12ZM20 120V119H19ZM38 120V119H37ZM50 120V119H49ZM54 120V119H53ZM56 120V119H55ZM58 120V119H57ZM68 120V119H67ZM112 120V119H111ZM128 120V119H127ZM142 120V119H141ZM144 120V119H143ZM146 120V119H145ZM171 120V119H170ZM211 120V119H210ZM221 120V119H220ZM261 120H263L264 121V115L262 114V119ZM65 121V120H64ZM115 121V120H114ZM169 121V120H168ZM196 121V120H195ZM194 119L192 118V116L191 117H182V115H180L179 114V112H178V114L175 116L174 115V117L172 118V120L170 121V122H167L168 124L167 125H169L170 127H172V128H174L173 129V131H170V133H166V135L169 137V138H174V139H179V138H181V137H183L184 135H185V131H187V130H185L187 127H190V125L192 126L193 124H194ZM201 121V120H200ZM213 121V120H212ZM248 121V120H247ZM8 122V121H7ZM15 122V121H14ZM14 122L12 123V127H13V124H14ZM30 122V121H29ZM36 122H38V121H36ZM40 122V121H39ZM42 122H43V119H42ZM67 122V121H66ZM66 122H63V124L64 123H66ZM107 122V121H106ZM121 122V121H120ZM128 122V121H127ZM133 122V121H132ZM154 122V121H153ZM257 122V121H256ZM255 122V123H256ZM260 122V121H259ZM32 123V122H31ZM41 123V122H40ZM47 123V122H46ZM53 123H55V122H53ZM52 123V125H54ZM60 123V122H59ZM217 123V122H216ZM245 123V122H244ZM252 123V122H251ZM253 123H254V121H253ZM258 123V122H257ZM261 123V122H260ZM3 124V123H2ZM56 124V123H55ZM57 124H58V122H57ZM61 124V123H60ZM67 124V123H66ZM65 124V125H66ZM102 124V123H101ZM151 124V123H150ZM156 125L158 124L157 122L155 123ZM209 124V123H208ZM215 124V123H214ZM27 125V124H26ZM34 125V123L32 124V126ZM48 125H50V124H48ZM100 125V124H99ZM103 125V124H102ZM106 125V124H105ZM116 125V124H115ZM134 125V124H133ZM138 125V124H137ZM200 125V124H199ZM223 125V124H222ZM28 126V125H27ZM38 126H40V125H38ZM44 126V125H43ZM56 126V125H55ZM71 126V125H70ZM129 126V125H128ZM131 126V125H130ZM152 126V125H151ZM217 126H219V124L217 125ZM216 126V127H217ZM262 126V127H261ZM14 127H16V126H14ZM29 127V126H28ZM68 127H69V125H68ZM73 127V126H72ZM78 127H80L81 129H79ZM114 127V126H113ZM123 127V126H122ZM163 127H165V126H163ZM222 128H221V130H219V129H217V130H219L220 131V133L219 134H217L216 136H215V134L214 135H208L204 140L202 139V141H196L193 145H192V155H193V157L194 158H196L197 160L196 161H200V164L203 166V167H205L204 169H206V171H205V177H207V179L205 178H203V180H201L200 182H199V187L198 188H192V189H190L189 191H188V194H187V197L188 198H190V200L189 201H191V202H189V201H186V200H184L186 197L184 196V194H185V192L184 191H182V192H184L183 194H181L180 193V196L179 197H177V196H174L173 195V193H175L176 191H177V183H178V181L176 182V180H175V178L173 179V178H171V180H167V179H162L163 178V175L162 176H158V177H135V178H133V177H131L130 175L128 176V175H123V176H120L119 178H116V180H117V182H115V180L113 181L114 183H112L111 184V186L109 185H104L103 186V181H104V179H102L103 177H101V179H94L92 182H91V191L90 192H88V191H85V194H86V192H88V194L91 196V199H88V201L87 200H85L84 201V197L82 198V200H80V202L78 203V202H76V204L74 203V205H72L68 200H66L67 198H61V197H63V196H61L62 195V191H60V190H58L57 188H55V189H53V188H51V187H49L50 189H52V190H54V191H56L55 193H58V199L55 201V203L53 202V204L51 205L52 207L51 208H54L55 210H57V211H59V212H64V214H65V217H67V215H69L68 213H71L72 215H76V214H80L79 212H82V211H84L86 208H89V209H91V211L90 212H88L89 213V215L91 214V216H93L92 217V219H91V221H90V219H89V221L87 222V223H83V222H81L80 223V221H79V223H75L74 224V228H73V230H75L74 232L72 231V232H70V233H68V234H70V235H66V233H67V230H66V228L67 227H70V226H67L66 224H67V222H66V228L65 229H63V227H62V229H63V232L65 233H61L62 235L60 236V235H53V233L51 234H49L51 237L49 238V236H48V234H47V236H48V238H47V236H46V241L44 242L45 243V245L47 246V247H50V248H53V249H56V251H59V256L58 257H56V259L55 260H53L52 262H50V261H48V262H45V263H48L49 264V262L51 263V264H122L123 263V261L125 260V259H128V258H125L124 259V256L126 257L127 255V251L129 250V248H131V250L133 249V251H134V255H133V257H134V259H132V261H130L129 262V260H131V259H129L128 260V264H215L217 261H216V259L217 258H215L214 256H212V254H211V256L210 257H208V258H205V257H203V256H200L199 254L200 253H203V252H205V251H207V253H208V250L210 251V250H215V253L214 254H216V255H219L220 253H223V250H225L226 251V249H231V250H234V252L233 253H226V254H229V255H227V257L228 258H232V259H234L236 262H238L239 263V261L241 262L240 264H264V235L261 233V234H258V232H260V231H258V229H260V228H262V227H264V200H262L261 202H258L256 205H255V207H253L252 208V206H254V204H250L251 205V209L248 211H246L245 209V211L244 210H242V208L241 207H243V206H241L242 205V203H245L244 202V200H246V198H247V196H245L246 198H244V196H243V199H240V193L242 194V192H245V194L243 193V195H247L248 194V192H250V191H254V190H260L261 192H263L264 193V185H259V183H257V182H255L254 180H253V177L251 178V177H249V173L250 172H252V171H258V174H260L261 176H264V127H263V124L261 125L260 124V126L259 125H248V126H246L245 124H243L242 123V121H240V120H235V121H233V123L231 124H225L224 123V125L223 126H221ZM33 128V127H32ZM37 128V127H36ZM40 128V127H39ZM41 128H43L42 126H41ZM89 128V127H88ZM96 128V127H95ZM107 129H108V127H106ZM131 128H133V127H131ZM12 129V128H11ZM51 129V128H50ZM65 130H67V128L65 127L64 128ZM64 129H63V126H62V130L64 131ZM128 129V128H127ZM136 129V128H135ZM134 129V130H135ZM139 129H141V128H139ZM192 129H193V127H192ZM191 129V130H192ZM41 130H43V129H41ZM53 130V129H52ZM57 130V129H56ZM87 130V129H86ZM95 130V129H94ZM100 130V129H99ZM109 130V129H108ZM124 130V129H123ZM131 130V129H130ZM149 130H151V129H149ZM153 130V129H152ZM157 130V129H156ZM208 130V129H207ZM206 130V131H207ZM215 130V129H214ZM251 130V133L252 132H255L256 134H257V136L255 137V138H253V139H255V141L254 142H250L251 140H249V142H247V141H245V149H246V152H245V154H244V158L241 160H237V161H235L234 163L233 162H230V161H228V159L226 158V155L227 154H225L224 152V148H227V146H229V144H233V143H237L238 144V142H240V140H241V137L245 134V133H247V131H250ZM13 131V130H12ZM32 131V130H31ZM54 131V130H53ZM57 131H59V129L57 130ZM93 131V130H92ZM118 131V130H117ZM137 130H135L134 132H136ZM140 131V130H139ZM24 132V131H23ZM25 132H27V131H25ZM35 132V131H34ZM44 132H46V131H44ZM71 132V131H70ZM105 132H107V131H105ZM105 132H103V133H105ZM112 132H114L113 130H112ZM148 132V131H147ZM199 132V131H198ZM32 133V132H31ZM41 133H43V131L41 132ZM59 133H61L60 131H59ZM58 133V134H59ZM72 133V132H71ZM71 133H70V136H71ZM86 133V132H85ZM95 133V132H94ZM102 133V132H101ZM100 133V134H101ZM126 133V132H125ZM133 133V132H132ZM151 133V132H150ZM160 133H161V131H160ZM211 133V132H210ZM218 133V132H217ZM254 133V134H255ZM14 134V133H13ZM17 134V133H16ZM48 134H49V131H48ZM54 134H56V133H54ZM62 134V133H61ZM66 134V133H65ZM83 134V133H82ZM107 134V133H106ZM109 135H110V133H108ZM130 134V133H129ZM148 134V133H147ZM152 134V133H151ZM150 134V135H151ZM253 134V133H252ZM252 134H250V135H252ZM53 135V134H52ZM79 135V136H80ZM90 135V134H89ZM88 135V136H89ZM97 135V134H96ZM103 135V134H102ZM114 135H115V133H114ZM113 135V136H114ZM125 135V134H124ZM133 135V134H132ZM135 135V134H134ZM149 135V136H150ZM219 135V136H218ZM249 135V136H250ZM49 136V135H48ZM64 136V135H63ZM68 136H69V134H68ZM69 136V137H70ZM79 136H76V137H78V138H80ZM82 136H84V135H82ZM85 136H86V134H85ZM87 136V137H88ZM101 136V135H100ZM99 136V139L101 138ZM123 136V135H122ZM165 136V135H164ZM55 137V136H54ZM62 137V136H61ZM67 137V136H66ZM76 137H73V138H75V139H77ZM98 137V136H97ZM110 137V136H109ZM109 137H108V139H109ZM124 137V136H123ZM126 137H127V135H126ZM131 137V136H130ZM145 137V136H144ZM188 137V136H187ZM197 137V136H196ZM248 137V136H247ZM253 137V136H252ZM7 138V137H6ZM10 138V137H9ZM57 138V137H56ZM63 138V137H62ZM73 138H71V139H73ZM91 138V137H90ZM113 138V137H112ZM151 138V137H150ZM162 138H163V136H162ZM167 138V137H166ZM184 138V137H183ZM193 138V137H192ZM192 138H190V139H192ZM243 138H245V137H243ZM249 138H251V137H249ZM248 138V139H249ZM1 139V138H0ZM59 139H61V138H59ZM70 139V138H69ZM107 139V138H106ZM119 139V138H118ZM125 139V138H124ZM129 139V138H128ZM139 139L141 140V138L139 137ZM139 139H138V141H139ZM144 139V138H143ZM146 140H147V138H145ZM149 139V138H148ZM155 139V138H154ZM159 139V138H158ZM168 139V138H167ZM187 139V138H186ZM62 140V139H61ZM74 140V139H73ZM83 140V139H82ZM92 139H90V141H91ZM98 140V139H97ZM155 140H157V139H155ZM160 140V139H159ZM173 140V139H172ZM193 140V139H192ZM17 141V140H16ZM60 141V140H59ZM77 141V140H76ZM81 141V140H80ZM84 141V140H83ZM86 141H88V140H86ZM95 141H96V139H95ZM101 141V140H100ZM137 141V142H138ZM147 141H149V140H147ZM161 141V140H160ZM168 141H170L169 139H168ZM185 141V140H184ZM188 141V140H187ZM186 141V142H187ZM190 141V140H189ZM78 142V141H77ZM91 142H93V141H91ZM98 142V141H97ZM117 142V141H116ZM115 142V143H116ZM127 142V141H126ZM133 142V141H132ZM167 142V141H166ZM22 143V142H21ZM20 143V144H21ZM72 143V142H71ZM82 143V142H81ZM86 143V142H85ZM96 143V142H95ZM101 143V142H100ZM107 143V142H106ZM110 143V142H109ZM130 143V142H129ZM140 143V142H139ZM138 143V144H139ZM147 144H148V142H146ZM150 143V142H149ZM180 143V142H179ZM28 144V143H27ZM65 144V143H64ZM67 144V143H66ZM73 144V143H72ZM71 144V145H72ZM83 144H84V142H83ZM90 144V143H89ZM97 144V143H96ZM95 144V145H96ZM117 144V143H116ZM115 144V145H116ZM134 144V143H133ZM143 144V143H142ZM191 144V143H190ZM236 144V145H237ZM19 145V143L17 144V146ZM79 145V144H78ZM110 145V144H109ZM127 145H128V143H127ZM130 145H131V143H130ZM161 145H163V144H161ZM168 145V144H167ZM15 146V143H14V141H8V139H7V142L6 143H2V142H0V163H2L3 164V162H4V159H6L8 156L7 155H9V154H11V150H13V149H15V148H13ZM20 146H22V145H20ZM23 146H25V145H23ZM28 146V145H27ZM37 146V145H36ZM77 146V145H76ZM80 146V145H79ZM82 146V145H81ZM86 146H88V145H86ZM111 146V145H110ZM117 146V145H116ZM132 146H134V145H132ZM154 146H156V145H154ZM165 146V145H164ZM163 146V148H159V149H157L158 147H160V145L156 148L157 150H156V152H155V154H156V156H164L163 154H166V152H168V150H166V147H164ZM231 146V145H230ZM26 147V146H25ZM24 147V148H25ZM64 147V146H63ZM67 147V146H66ZM75 147V146H74ZM93 147H95V146H92V148ZM99 147V146H98ZM106 147V146H105ZM135 148H136V146H134ZM152 147H153V145H152ZM162 147V146H161ZM174 147V146H173ZM177 147V146H176ZM184 147V146H183ZM182 147V148H183ZM190 147V146H189ZM13 148V149H12ZM18 148V147H17ZM24 148H23V150H24ZM38 148V147H37ZM69 148V147H68ZM67 148V149H68ZM99 148H101V147H99ZM134 148V149H135ZM146 148V147H145ZM147 148H150V147H147ZM171 148V147H170ZM181 148V147H180ZM185 148V147H184ZM186 148H187V146H186ZM233 148V147H232ZM244 148V147H243ZM30 149V148H29ZM42 149V148H41ZM55 149V148H54ZM63 149V148H62ZM66 149V148H65ZM74 149H76V148H74ZM73 149V150H74ZM88 149H89V147H88ZM88 149H86V150H88ZM91 149V148H90ZM94 149V148H93ZM133 149V148H132ZM173 149V148H172ZM188 149V148H187ZM241 149V148H240ZM26 150V149H25ZM60 150V149H59ZM79 150V149H78ZM78 150H74V151H72L71 149H70V151H68V152H70V153H66V155H64V153L61 155V156H59L58 158L57 157H55L54 159H53V163L54 162H56V160L58 161H60V162H62V164H63V162H65V161H67V162H71V163H74L73 165L74 166H76V165H81V167H83V165L85 164H88L89 163V160L91 161V163H93V164H91L92 166H94V168H96V167H100V166H104L105 164H108L110 161H111V157L113 156V154L110 156V155H102V156H100V157H97V158H95V160L93 159V158H91V159H88V157L87 158H83L80 154L78 155ZM92 150V149H91ZM96 150V149H95ZM108 150V149H107ZM117 150H118V148H117ZM121 150H123V149H121ZM234 150V149H233ZM238 150V149H237ZM30 151V150H29ZM57 151V150H56ZM72 151V152H71ZM81 151V150H80ZM83 151V150H82ZM81 151V152H82ZM103 151V150H102ZM104 151H106V150H104ZM103 151V152H104ZM131 151V150H130ZM149 151V150H148ZM155 151V150H154ZM206 152L205 153V156H204V160H201V156H203V155H201V153H203V152ZM245 151V150H244ZM33 152V151H32ZM54 152V151H53ZM61 152H63V151H61ZM60 152V153H61ZM65 152V151H64ZM90 152H92V151H89V153ZM95 152V151H94ZM107 152H109V151H107ZM111 152H113V151H111ZM119 152V151H118ZM135 152V151H134ZM142 152V151H141ZM144 152V151H143ZM235 152V151H234ZM13 153V152H12ZM33 153H37V152H33ZM32 153V154H33ZM57 153V152H56ZM55 153V154H56ZM80 153V152H79ZM86 153H88V152H86ZM88 153V154H89ZM114 153V152H113ZM123 153V152H122ZM130 153V152H129ZM169 153H170V151H169ZM226 153H228V152H226ZM43 154V153H42ZM88 154H85V155H88ZM105 154V153H104ZM119 154V153H118ZM153 155V159H155V158H159V157H155L154 158V153H152ZM168 154V153H167ZM237 154V153H236ZM38 155V154H37ZM37 155H33V158H32V161H31V166L30 167H28V169L25 167V171L23 170V171H21V172H19L18 171V173H19V175L17 174V172H16V174L18 175L17 177H20L18 180H20V179H22V177H24V176H26L25 175V173L27 174V175H30L31 174V176H33V174H36V175H38L37 173H40V172H42L43 171V169H48L46 166L48 165L49 166V159H47V158H41L40 156H37ZM40 155V154H39ZM95 155V154H94ZM100 155V154H99ZM143 155V154H142ZM146 155V154H145ZM169 155V154H168ZM168 155H166L167 156V158H168ZM229 155H231V154H229ZM229 155H227V157L229 156ZM242 155V154H241ZM15 156V155H14ZM57 156V155H56ZM80 156V157H79ZM84 156V155H83ZM117 156V155H116ZM171 156V155H170ZM169 156V158H171ZM189 156V155H188ZM10 157V156H9ZM15 157H17V156H15ZM14 157V158H15ZM43 157V156H42ZM48 157V156H47ZM52 157H53V155H52ZM91 157V156H90ZM89 157V158H90ZM123 157V156H122ZM121 157V158H122ZM151 157V156H150ZM236 157V156H235ZM234 157V158H235ZM50 158V157H49ZM116 158V157H115ZM117 158H118V156H117ZM144 158V157H143ZM174 158V157H173ZM233 158V157H232ZM233 158V159H234ZM123 159V158H122ZM126 159V158H125ZM123 160V161H126V160ZM132 159H135L134 157L132 158ZM138 159V158H137ZM144 159H150L149 157L147 158H144ZM152 159V160H153ZM164 159V158H163ZM216 159H222L223 161H221V164H219V165H217V164H213L214 162V160H216ZM13 160H15V159H13ZM121 160V159H120ZM156 160V159H155ZM154 160V161H155ZM232 160V159H231ZM7 161H9V158L7 159ZM16 161V160H15ZM15 161H14V163H15ZM114 161V160H113ZM131 161V160H130ZM142 161V160H141ZM145 161V160H144ZM143 161V162H144ZM153 161V162H154ZM166 161V160H165ZM181 161H182V159H181ZM188 161V160H187ZM217 161V160H216ZM215 161V162H216ZM219 161V160H218ZM6 162V161H5ZM29 162V161H28ZM27 162V163H28ZM158 162V161H157ZM159 162H161V161H159ZM168 162V161H167ZM180 162V161H179ZM13 163V164H14ZM21 163H23V162H21ZM25 163V162H24ZM53 163H51V164H53ZM70 163V164H71ZM110 163H112V162H110ZM116 163V162H115ZM141 163V162H140ZM145 163V162H144ZM171 163V162H170ZM175 163V162H174ZM178 163V162H177ZM196 163V162H195ZM10 164V163H9ZM12 164V165H13ZM19 164H20V162H19ZM51 164H50V166L49 167H52L51 166ZM117 164V163H116ZM122 164V163H121ZM123 164H126L125 162L123 163ZM122 164V165H123ZM151 164H153V163H151ZM157 164V163H156ZM180 164V163H179ZM179 164L177 165V166H179ZM182 165H184V163L182 162L181 163ZM7 165V164H6ZM21 165V164H20ZM24 165V164H23ZM54 165H56V163L54 164ZM53 165V166H54ZM89 165V164H88ZM110 165V164H109ZM112 165H113V168H116L117 167V165H116V167H114V164L112 163ZM120 165V164H119ZM127 165V164H126ZM149 165V164H148ZM154 165H155V162H154ZM154 165H153V167H154ZM1 166V165H0ZM10 166V165H9ZM22 166V165H21ZM59 166V165H58ZM68 166V165H67ZM107 165H105V167H106ZM160 166V165H159ZM162 166H164V165H162ZM196 166H199V165H196ZM2 167V166H1ZM15 167H16V165H15ZM77 167V166H76ZM80 167V168H81ZM87 167V166H86ZM90 167V166H89ZM110 167H111V165H110ZM120 167V166H119ZM125 167V166H124ZM131 167V166H130ZM130 167H128V168H130ZM152 167V168H153ZM155 167H156V165H155ZM161 167V166H160ZM172 167V166H171ZM200 167V166H199ZM198 167V168H199ZM203 167H202V169H203ZM9 168V167H8ZM18 168H19V166H18ZM22 168H24L23 166H22ZM84 168V167H83ZM91 168H93V167H91ZM101 168V167H100ZM100 168H96L97 170L98 169H100ZM108 168V167H107ZM112 167H111V169H113ZM132 168V167H131ZM148 168V167H147ZM173 168H175L174 167V165H173ZM185 168V167H184ZM13 169V168H12ZM15 169V168H14ZM51 169V168H50ZM50 169H49V171L48 172H50ZM55 169V168H54ZM61 169V168H60ZM95 169V170H96ZM103 169H104V167H103ZM121 169H122V167H121ZM121 169H119V170H121ZM126 169V168H125ZM133 169V168H132ZM146 169V168H145ZM149 169V168H148ZM147 169V170H148ZM156 169V168H155ZM168 169V168H167ZM183 169V168H182ZM182 169H180V168H178V169H176L175 171H174V173L176 174L177 173V175L178 174H180L183 170ZM8 170H10V169H8ZM15 170H17V169H15ZM19 170H21L20 168H19ZM42 170V171H41ZM52 170V169H51ZM61 170H63V169H61ZM65 171H66V169H64ZM70 170V169H69ZM68 170V171H69ZM100 170H102V169H100ZM99 170V171H100ZM116 170V169H115ZM128 170V169H127ZM143 170H144V166H143ZM151 170V169H150ZM149 170V171H150ZM1 171V170H0ZM4 171V170H3ZM11 171V170H10ZM58 172H59V170H57ZM98 171V172H99ZM103 171V170H102ZM101 171V172H102ZM125 171V170H124ZM133 171V170H132ZM138 171V170H137ZM140 171V170H139ZM145 171V170H144ZM149 171H147V172H149ZM154 171V170H153ZM153 171H152V173H153ZM163 171H165L164 169H163ZM185 171V170H184ZM188 171V170H187ZM201 171V170H200ZM13 172V171H12ZM44 172H45V170H44ZM54 172V171H53ZM56 172V171H55ZM97 172V173H98ZM100 172V173H101ZM114 172V171H113ZM117 172V171H116ZM126 172V171H125ZM129 172V171H128ZM127 172V173H128ZM142 172V171H141ZM151 172V171H150ZM166 173H167V171H165ZM168 172H169V170H168ZM202 172V171H201ZM5 173V172H4ZM52 173V172H51ZM92 173H94V172H92ZM108 173V172H107ZM143 173H146V172H143ZM161 173H162V171H161ZM254 173V172H253ZM13 174V173H12ZM24 174V176H22ZM44 173H42V176H45V175H43ZM54 174V173H53ZM52 174V175H53ZM57 174V173H56ZM86 174V173H85ZM95 174V173H94ZM105 174V173H104ZM131 174V173H130ZM133 174V173H132ZM172 174V173H171ZM194 174V173H193ZM251 174V173H250ZM256 174V173H255ZM41 175V174H40ZM50 175V174H49ZM60 175V174H59ZM88 175V174H87ZM90 175V174H89ZM96 175V174H95ZM103 175V174H102ZM116 175V174H115ZM119 175V174H118ZM143 175V174H142ZM152 175V174H151ZM151 175H148V176H151ZM167 175V174H166ZM169 175H170V172H169ZM173 175V174H172ZM171 175V176H172ZM181 175V174H180ZM192 175V174H191ZM9 176V175H8ZM8 176H6V177H4L3 175H2V177H4L3 179L2 178H0V192L2 193V191L3 190H6L12 183H13V180H15L14 178H10V177H8ZM14 176V175H13ZM22 176V177H21ZM39 176V175H38ZM58 176V175H57ZM63 176V175H62ZM68 176V175H67ZM97 177H98V175H96ZM185 176V175H184ZM196 176V175H195ZM35 177V176H34ZM37 177V176H36ZM40 177V176H39ZM45 177H47V176H45ZM91 177H92V175H91ZM107 176H105V178H106ZM165 177V176H164ZM166 177H168V176H166ZM173 177V176H172ZM174 177H175V175H174ZM179 177V176H178ZM177 177V178H178ZM191 177V176H190ZM199 177H201V176H199ZM16 178V177H15ZM27 178H29V176L27 177ZM38 178V177H37ZM48 178V177H47ZM55 178V177H54ZM70 178V177H69ZM74 178V177H73ZM113 178V177H112ZM111 178V179H112ZM196 178V177H195ZM25 179V178H24ZM42 179V178H41ZM58 179V178H57ZM65 179V178H64ZM72 179V178H71ZM79 179V178H78ZM82 179V178H81ZM80 179V180H81ZM88 179V178H87ZM169 179V178H168ZM258 179V178H257ZM23 180V179H22ZM45 180V179H44ZM60 180V179H59ZM74 180V179H73ZM72 180V181H73ZM106 180V179H105ZM107 180H108V178H107ZM167 180V181H166ZM178 180V179H177ZM184 180V181H183ZM183 180L181 179V181L182 182H184V183H187L188 181L189 182H192V181H194L193 180V178H189L188 176H185V177H183ZM261 180V179H260ZM58 181V180H57ZM64 181V180H63ZM69 181V180H68ZM111 181V180H110ZM258 181V180H257ZM17 182V181H16ZM16 182H14V183H16ZM19 182V181H18ZM39 182V181H38ZM59 182V181H58ZM64 182H66V181H64ZM71 182V181H70ZM75 182V181H74ZM84 182V181H83ZM89 182V181H88ZM112 182V181H111ZM195 182H196V180H195ZM14 183L12 184V186H14ZM44 183V182H43ZM45 183H48V182H45ZM44 183V184H45ZM73 183V182H72ZM71 183V184H72ZM106 183V182H105ZM51 184H53V183H50V186H53V185H55V184H53V185H51ZM58 184V183H57ZM68 184H70V183H68ZM78 183L76 182V184H73V185H77ZM83 184V183H82ZM49 185V184H48ZM61 185V184H60ZM95 185H98V186H95ZM99 185H101V187L99 186ZM183 185V184H182ZM15 186H17V185H15ZM38 186V185H37ZM81 186V185H80ZM90 186V185H89ZM192 186V185H191ZM43 187V186H42ZM45 187V186H44ZM47 187V188H48ZM57 187V186H56ZM59 187V186H58ZM61 187V186H60ZM68 187H70V186H68ZM77 187V186H76ZM94 187H96V188H94ZM97 187H100V188H97ZM183 187V186H182ZM195 187V186H194ZM85 188H87L86 186H85ZM186 188V187H185ZM31 189V188H30ZM46 189V188H45ZM77 189V188H76ZM84 189V188H83ZM174 189H176V191L174 192ZM37 190V189H36ZM40 190V189H39ZM48 190V189H47ZM80 190V189H79ZM142 191L141 193H139L138 191ZM183 190V189H182ZM30 191V190H29ZM69 191V190H68ZM81 191H82V188H81ZM83 191V192H84ZM259 191V192H260ZM32 192V191H31ZM42 192V191H41ZM45 192V191H44ZM51 192V191H50ZM77 192H78V190H77ZM6 193V192H5ZM13 193V192H12ZM70 193V192H69ZM72 193V192H71ZM74 193V192H73ZM72 193V194H73ZM76 193V192H75ZM80 193V192H79ZM179 193V192H178ZM253 193V192H252ZM3 194H4V192H3ZM13 194H15V193H13ZM47 194V193H46ZM49 194V193H48ZM63 194H65L64 192H63ZM77 194V193H76ZM76 194L74 195V196H76ZM81 194V193H80ZM79 194V195H80ZM83 194V193H82ZM176 194H177V192H176ZM257 194V193H256ZM16 195V194H15ZM29 195V194H28ZM36 195V194H35ZM42 194H40V196H41ZM5 196H6V194H5ZM4 196V197H5ZM33 196V195H32ZM74 196H72V198L74 197ZM86 196H88L87 194H86ZM90 196H88V197H90ZM148 196H151V197H155V198H157L156 199V201L158 200V201H165L166 200V203H167V201L170 203V208L167 210V209H165V210H167L164 214H160V215H156V219L154 218V220H152L151 222L150 221H148L149 223H147V225L146 226H144L143 228H141V230H139V231H141V233H142V237H139V238H142V240H140V241H138V242H135V241H133V237L131 236V240H122V242L120 241V240H118V238H116V237H118V236H115L114 234L112 235L111 234V229L109 230V227H110V225H114V228H115V225H117L116 224V217L117 216H119L120 214H122V213H127V212H131V213H133L134 212V214H136L137 212L141 215V216H143V218L144 217H149L153 212H150V211H144L145 209H143L142 207V205H144L143 203L145 202L144 200L148 197ZM249 196H250V194H249ZM1 197H3V196H1ZM22 196H20V198H21ZM30 197V196H29ZM49 197V196H48ZM87 197V198H88ZM254 197H256V195L254 196ZM257 197H259V196H257ZM8 198V197H7ZM16 198H17V196H16ZM153 198H151V199H153ZM154 198V199H155ZM262 198V197H261ZM9 199V198H8ZM7 199V200H8ZM19 199V198H18ZM48 199V198H47ZM51 199V198H50ZM78 199H80V198H78ZM218 199H225V201L227 202V206H225V207H223V206H217V205H215V203H219V201H217ZM254 199V198H253ZM256 199V198H255ZM4 200V199H3ZM16 200V199H15ZM14 200V201H15ZM52 200V199H51ZM71 200V199H70ZM9 201H11V199L9 200ZM19 201V200H18ZM22 201V200H21ZM23 201H24V199H23ZM48 201H49V199H48ZM162 201V202H163ZM217 201V202H216ZM222 201V200H221ZM220 201V202H221ZM254 201V200H253ZM1 202V201H0ZM3 202V201H2ZM155 202V201H154ZM17 203V202H16ZM19 203V202H18ZM156 203V202H155ZM169 203H167V204H169ZM224 203V202H223ZM15 204V203H14ZM14 204H12V205H14ZM20 204V203H19ZM46 204V203H45ZM51 204V203H50ZM221 204V203H220ZM226 204V203H225ZM16 205V204H15ZM24 205V204H23ZM150 205V204H149ZM44 206V205H43ZM49 207H50V205H48ZM47 206V207H48ZM154 206V205H153ZM152 206V207H153ZM6 207V206H5ZM24 207H25V205H24ZM102 207V208H101ZM151 207V206H150ZM37 208H39V207H37ZM143 209V211H142V209ZM160 208V207H159ZM209 208H215V211H216V215H218V218H215L216 220L215 221H211V220H206V219H204L203 217H202V212L203 211H205V212H207V210L209 209ZM248 208V207H247ZM21 209V211L23 210V207L22 208H20ZM41 209V208H40ZM39 209V210H40ZM49 209V208H48ZM100 209V210H99ZM148 209V208H147ZM156 209V208H155ZM161 209V208H160ZM163 209V210H164ZM5 210V209H4ZM37 210V209H36ZM150 210V209H149ZM164 210V211H165ZM211 210V209H210ZM214 210V209H213ZM25 211V210H24ZM30 211V210H29ZM33 211V210H32ZM45 211H47V210H45ZM44 211V212H45ZM137 211V212H136ZM151 211H153V210H151ZM235 211V212H234ZM236 211H238L237 213H236ZM37 212V211H36ZM160 212H161V210H160ZM209 212H211V211H209ZM209 212H207V213H209ZM213 212V211H212ZM225 212H228V217L227 216H224V214H222V213H225ZM33 213H35V212H33ZM38 213V212H37ZM83 213V212H82ZM155 213V212H154ZM214 213V212H213ZM229 213H231V214H229ZM4 214V213H3ZM53 214V213H52ZM63 214V213H62ZM70 214V215H71ZM84 214H86V210H85V213ZM111 214H115L114 215V217H112V215L110 216ZM125 214H122V215H125ZM2 215V214H1ZM13 215V214H12ZM37 215H39V214H37ZM56 215V214H55ZM69 215V216H70ZM72 215H71V219H72ZM81 215V214H80ZM108 215H109V217H108ZM117 215V216H116ZM138 215V214H137ZM206 215V214H205ZM204 215V216H205ZM213 215V214H212ZM5 216V215H4ZM7 216H9V214L7 215ZM60 216H61V214H60ZM68 216V217H69ZM81 216H84V215H81ZM86 216V215H85ZM90 216V217H91ZM207 216V215H206ZM3 217V216H2ZM13 217V216H12ZM16 217V216H15ZM54 218H55V216H53ZM58 217V216H57ZM56 217V218H57ZM87 217H88V215H87ZM90 217H88V218H90ZM113 218V219H115V220H113V222H111L112 220H110L109 218ZM120 217H121V215H120ZM125 217V216H124ZM127 217H128V215H127ZM140 217V216H139ZM151 217H152V215H151ZM210 217V216H209ZM1 218V217H0ZM21 218V217H20ZM40 218H41V216H40ZM45 218V217H44ZM48 218H49V216H48ZM69 218V219H70ZM75 218V217H74ZM134 218V217H133ZM142 218V219H143ZM206 218V217H205ZM14 219V218H13ZM19 219V218H18ZM17 219V220H18ZM39 219V218H38ZM46 219V218H45ZM49 219H52V217L51 218H49ZM48 219V220H49ZM61 219V218H60ZM67 219V218H66ZM66 219H64V220H66ZM124 219V218H123ZM16 220V221H17ZM33 220H36L37 221V219H33ZM40 220V219H39ZM44 220V219H43ZM47 220V219H46ZM45 220V221H46ZM53 220V219H52ZM52 220H50V221H52ZM63 220V221H64ZM75 220V219H74ZM77 220H78V218H77ZM77 220H75V222L77 221ZM119 220V219H118ZM126 220H128V219H126ZM134 220V219H133ZM138 220V219H137ZM145 220H146V218H145ZM213 220V219H212ZM4 221V220H3ZM49 221V222H50ZM136 221V220H135ZM134 221V222H135ZM12 222V221H11ZM14 222V221H13ZM35 222V221H34ZM71 222V221H70ZM78 222V221H77ZM111 222V223H110ZM122 222H124V221H122ZM127 222V221H126ZM133 222V221H132ZM15 223V222H14ZM27 223V222H26ZM61 223V222H60ZM69 223V222H68ZM2 224H4V223H2ZM1 224V225H2ZM10 224V223H9ZM8 224V225H9ZM34 224V223H33ZM36 225H38L37 227H39L40 225H41V222H36L35 223ZM122 224V223H121ZM127 224H128V222H127ZM130 224V223H129ZM243 225V224H247V225H252V226H254V228H253V230L252 229H250V230H248V231H242V230H240L239 228H240V225ZM7 225V224H6ZM5 225V226H6ZM28 225V224H27ZM59 225V224H58ZM58 225L56 226V227H58ZM126 225V224H125ZM133 225H135V223L133 224ZM143 225V224H142ZM142 225H140V226H142ZM32 226V225H31ZM42 226H43V224H42ZM45 226V225H44ZM43 226V227H44ZM71 226V227H72ZM131 226H132V223H131ZM36 227V226H35ZM41 227V226H40ZM43 227H41V228H43ZM53 227V226H52ZM51 227V228H52ZM60 227V226H59ZM70 227V228H71ZM112 228H113V226H111ZM110 227V228H111ZM134 227V226H133ZM132 227V228H133ZM247 227H249V226H247ZM11 228V227H10ZM47 228V227H46ZM50 228V229H51ZM54 228V227H53ZM128 228V227H127ZM6 229H8V228H6ZM20 229V228H19ZM40 229V228H39ZM129 229V228H128ZM140 229V228H139ZM168 230V232H169V236H168V238H166V239H161L162 241L158 244V241L160 240L159 238L161 237V235H162V232L164 231V230ZM263 229V228H262ZM9 230V229H8ZM14 230H15V227H14ZM41 230V229H40ZM56 230V229H55ZM59 230V229H58ZM61 230V229H60ZM115 230H117L116 228H115ZM114 230V231H115ZM261 230V229H260ZM0 231H2L1 229H0ZM4 231V230H3ZM17 231H18V229H17ZM42 231V230H41ZM41 231H40V233H41ZM57 231V230H56ZM118 231V230H117ZM130 231V230H129ZM133 231V230H132ZM9 232V231H8ZM10 232H11V230H10ZM21 232V231H20ZM116 232V231H115ZM120 232V231H119ZM4 233V232H3ZM14 233V232H13ZM15 233H17V232H15ZM24 233V232H23ZM40 233H38V236H39V234ZM59 233V232H58ZM113 233V232H112ZM6 234V233H5ZM8 234V233H7ZM12 234V233H11ZM20 234V233H19ZM18 234V235H19ZM28 234V233H27ZM30 234H32V233H30ZM124 234V233H123ZM23 235V234H22ZM118 235V234H117ZM126 235H128V233L126 234ZM126 235H124V236H126ZM136 235V234H135ZM168 235V234H167ZM167 235H166V237H167ZM9 236V235H8ZM24 236V235H23ZM26 236V235H25ZM37 236V235H36ZM115 236V237H114ZM10 237V236H9ZM28 237V236H27ZM31 237V236H30ZM137 237V236H136ZM1 238L2 237H0V240H1ZM127 238V237H126ZM5 239L6 238H4V241H5ZM20 239V238H19ZM42 239V238H41ZM40 239V240H41ZM119 239H120V237H119ZM124 239H125V237H124ZM130 239V238H129ZM135 239V238H134ZM138 240V239H137ZM15 241V240H14ZM13 241V242H14ZM21 241V240H20ZM12 242V241H11ZM25 242H27L26 240H25ZM2 243H4V242H2ZM7 243V242H6ZM9 243V242H8ZM18 243V242H17ZM23 243V242H22ZM29 243H30V241H29ZM42 243V242H41ZM27 244V243H26ZM6 245V244H5ZM8 245V244H7ZM24 245V244H23ZM23 245H20V246H23ZM42 245H43V243H42ZM218 245H220V246H218ZM2 246V245H1ZM4 246V245H3ZM11 246V245H10ZM19 246V245H18ZM45 246V247H46ZM5 247V246H4ZM46 247V248H47ZM188 247L190 248V249H188ZM221 248L222 249V252L218 249V248ZM17 248V247H16ZM19 248V247H18ZM23 248V247H22ZM50 248H49V250H50ZM191 248H192V250L194 251V255H192V251H189L188 252V250H191ZM6 249V248H5ZM35 249H37V248H35ZM52 249V250H53ZM1 250V249H0ZM8 250V249H7ZM6 250V251H7ZM11 250V249H10ZM15 250V249H14ZM22 250V249H21ZM32 250V249H31ZM46 250V249H45ZM1 251H3V250H1ZM16 251V250H15ZM18 251H19V249H18ZM17 251V252H18ZM23 251V250H22ZM29 251V250H28ZM40 251V250H39ZM25 252H26V250H25ZM29 252H31V251H29ZM53 252H54V250H53ZM211 252V251H210ZM228 252V251H227ZM231 252V251H230ZM244 252H249V255H253V256H256V258H254V261H256L255 263L253 262V263H251V262H249V261H247L246 260V258H244L245 256H248V255H246V253H245V256H244ZM1 253V252H0ZM5 253V252H4ZM9 253V252H8ZM13 253V252H12ZM23 253V252H22ZM36 253V252H35ZM239 253H241V254H239ZM242 253H243V255H242ZM19 254V253H18ZM58 254V253H57ZM56 254V255H57ZM133 254V253H132ZM6 255V254H5ZM12 255V254H11ZM55 255V256H56ZM14 256V255H13ZM20 256V258L22 257L21 255H19ZM31 256V255H30ZM36 256V255H35ZM226 256V255H225ZM4 257H6V256H4ZM10 257V256H9ZM26 257L28 258V255H26ZM224 257V256H223ZM226 257V259H228ZM3 258V257H2ZM11 258V257H10ZM20 258H18V259H20ZM25 258V257H24ZM250 258H252V256L250 257ZM13 259V258H12ZM124 259V260H123ZM256 259V260H255ZM2 260V259H1ZM5 260V259H4ZM8 260V259H7ZM14 260V259H13ZM24 260V259H23ZM39 260V259H38ZM50 260H52V258L50 259ZM221 260V259H220ZM220 260H218V261H220ZM223 260V259H222ZM248 260H249V258H248ZM10 262H11V260H9ZM46 261V260H45ZM216 261V262H215ZM253 261V260H252ZM15 262V261H14ZM9 263V262H8ZM12 263V262H11ZM36 263V262H35ZM40 263H42V260H41V262ZM223 263V262H222ZM229 263V262H228ZM0 264H4V263H1L0 262ZM7 264V263H6ZM38 264V263H37ZM43 264V263H42ZM231 264H233V263H231ZM235 264V263H234Z\"/></svg>",
	"mask_w": 264,
	"mask_h": 264
}]
</instances>
